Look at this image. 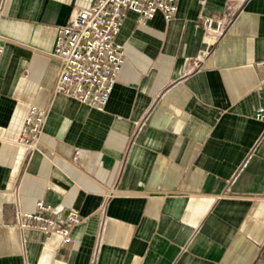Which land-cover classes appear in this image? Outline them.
Returning <instances> with one entry per match:
<instances>
[{
    "label": "crops",
    "instance_id": "0c3cea01",
    "mask_svg": "<svg viewBox=\"0 0 264 264\" xmlns=\"http://www.w3.org/2000/svg\"><path fill=\"white\" fill-rule=\"evenodd\" d=\"M94 0H0V264H264V0L128 11L102 111L57 94V28ZM226 24L202 56V18ZM45 110L35 150L17 143ZM42 201L71 242L16 225Z\"/></svg>",
    "mask_w": 264,
    "mask_h": 264
},
{
    "label": "built area",
    "instance_id": "2783aa9c",
    "mask_svg": "<svg viewBox=\"0 0 264 264\" xmlns=\"http://www.w3.org/2000/svg\"><path fill=\"white\" fill-rule=\"evenodd\" d=\"M243 2L245 0H228ZM178 0H94L88 8L76 10L65 26L57 28L50 57L57 65L53 91L73 98L98 111L108 101L123 62L122 46L115 42L128 11L138 14L141 22L161 12L170 19ZM202 56L208 55L223 36L226 24L202 18ZM260 84L262 97L255 118L264 121V62ZM45 110L30 106L25 115L17 143L33 151L36 149L45 119ZM16 225L33 228L40 233L60 236L61 244L71 242V227L80 222L74 211L62 213L60 207H51L39 201L33 212L16 211Z\"/></svg>",
    "mask_w": 264,
    "mask_h": 264
}]
</instances>
